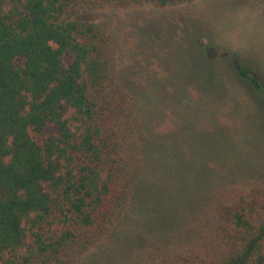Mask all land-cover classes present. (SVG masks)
Segmentation results:
<instances>
[{"label":"trees","instance_id":"16d2710c","mask_svg":"<svg viewBox=\"0 0 264 264\" xmlns=\"http://www.w3.org/2000/svg\"><path fill=\"white\" fill-rule=\"evenodd\" d=\"M191 1L0 0V264H71L134 196L141 118L113 33L88 16ZM131 264H264V178L217 193L189 241L151 243Z\"/></svg>","mask_w":264,"mask_h":264},{"label":"rangeland","instance_id":"374dc122","mask_svg":"<svg viewBox=\"0 0 264 264\" xmlns=\"http://www.w3.org/2000/svg\"><path fill=\"white\" fill-rule=\"evenodd\" d=\"M116 74L140 115L142 163L119 222L71 264H131L151 243L183 244L217 193L264 178V0H192L99 11ZM262 85L256 91L239 67Z\"/></svg>","mask_w":264,"mask_h":264}]
</instances>
